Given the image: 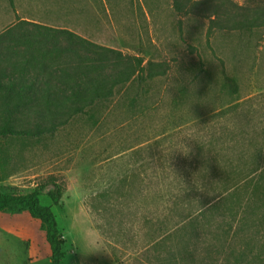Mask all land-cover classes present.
Listing matches in <instances>:
<instances>
[{"label": "rangeland", "instance_id": "374dc122", "mask_svg": "<svg viewBox=\"0 0 264 264\" xmlns=\"http://www.w3.org/2000/svg\"><path fill=\"white\" fill-rule=\"evenodd\" d=\"M18 19L161 65L54 132L0 137V194L40 190L62 264H264V27L174 0H0V33ZM0 264H51L27 211L0 213Z\"/></svg>", "mask_w": 264, "mask_h": 264}, {"label": "trees", "instance_id": "16d2710c", "mask_svg": "<svg viewBox=\"0 0 264 264\" xmlns=\"http://www.w3.org/2000/svg\"><path fill=\"white\" fill-rule=\"evenodd\" d=\"M179 13L200 14L221 29L264 27V7L249 10L231 0H174ZM137 56L96 45L70 30L18 19L0 33V137H40L64 125L95 102L113 97L135 79L160 74ZM55 206L60 186L48 192ZM27 211L45 227L51 264H62L64 239L40 190L0 194V213Z\"/></svg>", "mask_w": 264, "mask_h": 264}]
</instances>
